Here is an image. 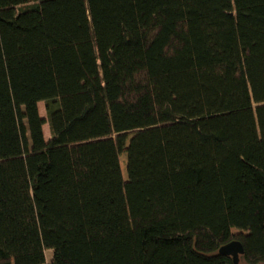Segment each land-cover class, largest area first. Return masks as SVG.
I'll return each instance as SVG.
<instances>
[{"label": "trees", "instance_id": "16d2710c", "mask_svg": "<svg viewBox=\"0 0 264 264\" xmlns=\"http://www.w3.org/2000/svg\"><path fill=\"white\" fill-rule=\"evenodd\" d=\"M2 62L0 264L264 262V0H0Z\"/></svg>", "mask_w": 264, "mask_h": 264}, {"label": "rangeland", "instance_id": "374dc122", "mask_svg": "<svg viewBox=\"0 0 264 264\" xmlns=\"http://www.w3.org/2000/svg\"><path fill=\"white\" fill-rule=\"evenodd\" d=\"M1 66V73H2V78L4 80H6V70H5V66L3 64V62L0 64ZM7 99H8V102L11 103V98H10V93L9 91H7ZM38 106H39V110H40V114L44 117H46V110H45V105H44V102L43 101H40L38 103ZM44 135H45V138L48 139L50 137V131H49V126L48 124H44ZM120 162H121V166H122V170L124 172V175H126V155L125 154H122V156L120 157ZM30 212L32 213V215H34V209H33V206L31 205L30 206ZM35 216V215H34ZM36 220V219H35ZM176 244H165L163 246V249L167 252L171 251L174 249ZM81 250L85 253V252H88L89 251V247H88V244L86 242H83L81 244ZM47 257H48V260L50 259L51 257V250H47ZM89 264H92L91 262H89ZM239 264H249V263H246L245 261L241 260L239 261ZM258 264H264V262H261V263H258Z\"/></svg>", "mask_w": 264, "mask_h": 264}, {"label": "water", "instance_id": "95a60500", "mask_svg": "<svg viewBox=\"0 0 264 264\" xmlns=\"http://www.w3.org/2000/svg\"><path fill=\"white\" fill-rule=\"evenodd\" d=\"M220 251L222 252H226L229 255H232L234 263L238 264L240 261V257L239 255L243 253V247L241 245L240 242L238 241H233L230 244L222 247L220 249Z\"/></svg>", "mask_w": 264, "mask_h": 264}]
</instances>
